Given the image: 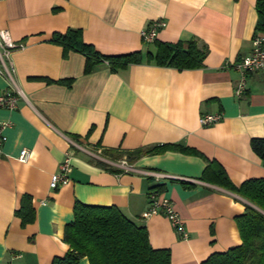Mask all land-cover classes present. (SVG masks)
<instances>
[{"label": "crops", "instance_id": "crops-1", "mask_svg": "<svg viewBox=\"0 0 264 264\" xmlns=\"http://www.w3.org/2000/svg\"><path fill=\"white\" fill-rule=\"evenodd\" d=\"M255 1L0 0V29L23 44L10 56L12 78L0 74V91L21 94L16 109L0 107V123H7L0 147V264H51L63 256V229L76 200L118 207L146 228L153 248L170 250L171 264H201L241 242L234 218L249 202L200 177L206 159L221 164L235 185L264 177L250 147L251 138L264 137V71L249 73L246 90L234 93L240 76L234 63L251 51ZM159 19L166 25L155 39L195 38L206 45L201 67L142 62L112 71L102 62L84 73V55L64 54L51 42L54 32L79 28L84 42L103 55L144 52L154 45L140 30ZM65 79L71 84L56 82ZM215 113L220 120L200 123V115ZM158 144H180L202 155L166 150L129 164L99 154L101 147ZM22 148L30 151L25 162L17 159ZM66 151L72 154L69 180L51 189ZM151 191L172 201L187 238L163 214L145 215ZM23 194L35 210L34 221L24 226L15 215ZM77 264L89 262L82 257Z\"/></svg>", "mask_w": 264, "mask_h": 264}, {"label": "trees", "instance_id": "trees-1", "mask_svg": "<svg viewBox=\"0 0 264 264\" xmlns=\"http://www.w3.org/2000/svg\"><path fill=\"white\" fill-rule=\"evenodd\" d=\"M255 9L257 20L253 36L264 35V0H256ZM51 42L61 46L64 54L74 50L84 55V73L90 72L102 62H106L112 71L142 62H153L176 69L199 68L208 52L206 45L199 44L195 38L177 43L154 39L153 50L103 55L91 44L84 42L79 28L54 32ZM56 82L70 85L72 79ZM250 147L264 165V137L251 138ZM166 150L202 155L197 150L180 144H158L135 149L101 147L99 154L115 162L124 159L130 164L142 155ZM206 162L201 180L234 192L249 204L234 218L241 242L223 252L211 253L201 264H264V177L250 178L235 185L216 160L206 159ZM98 164L115 173L123 171L102 161H98ZM15 215L20 218L22 226L34 221L35 210L30 195H22ZM63 241L68 244L67 251L63 256H55L51 264H77L82 257H86L89 264H171L170 250L153 248L146 228L137 225L114 205L87 204L76 200L73 218L64 225Z\"/></svg>", "mask_w": 264, "mask_h": 264}, {"label": "built area", "instance_id": "built-area-1", "mask_svg": "<svg viewBox=\"0 0 264 264\" xmlns=\"http://www.w3.org/2000/svg\"><path fill=\"white\" fill-rule=\"evenodd\" d=\"M166 22L163 19L154 20L148 26L140 30V36L146 42H152L159 29L163 28ZM23 44L15 42L7 29H0V74L8 78H12L14 72V65L11 60V54L14 50L20 49ZM235 68L238 70L240 76L236 83L234 93L237 97L246 90V78L249 73L256 71H264V39L262 35L257 34L252 37L251 51L249 54L241 56L235 63ZM20 92L7 89L0 91V107L14 110L18 106L20 99ZM220 113L215 114H202L199 121L202 125H209L221 119ZM6 122L0 123V147L6 140V136L3 133ZM30 151L27 148H22L18 154L17 159L21 162L28 160ZM70 151L64 153V157L58 165V170L51 175L49 187L56 189L59 185L68 182V173L71 168ZM159 175V174H158ZM161 175V174H160ZM149 208L145 212L146 216L154 214H163L171 223L176 232L182 237L187 238V230L184 226L183 220L179 213L174 208L172 201L168 197L160 195L157 191H151L149 193Z\"/></svg>", "mask_w": 264, "mask_h": 264}]
</instances>
